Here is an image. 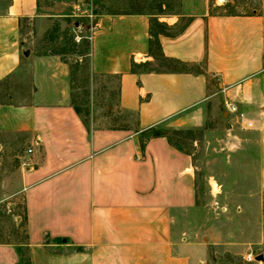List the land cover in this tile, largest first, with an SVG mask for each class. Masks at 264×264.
<instances>
[{"label": "crops", "instance_id": "obj_1", "mask_svg": "<svg viewBox=\"0 0 264 264\" xmlns=\"http://www.w3.org/2000/svg\"><path fill=\"white\" fill-rule=\"evenodd\" d=\"M44 8L42 0H11L0 15V82L32 62L20 22ZM182 17L179 31L157 34L143 13L95 19L91 72L117 77L116 111L133 114L134 126L88 127L69 101L46 102L35 90L0 106L5 146L27 145L30 264H197L206 251L179 233L196 207V167L163 128L199 126L209 102L250 136L264 184V12L216 13L210 0H181L169 26ZM154 43L185 67L151 68ZM0 247L17 264L14 247Z\"/></svg>", "mask_w": 264, "mask_h": 264}, {"label": "rangeland", "instance_id": "obj_2", "mask_svg": "<svg viewBox=\"0 0 264 264\" xmlns=\"http://www.w3.org/2000/svg\"><path fill=\"white\" fill-rule=\"evenodd\" d=\"M10 1L0 0V15L6 14ZM42 2L44 9L20 22L32 62L0 82V106L11 104L13 98H30L35 90L46 102L69 101L88 127L134 126L133 114L116 111L117 77L91 72L89 53L95 19L143 13L151 17L154 34L175 33L188 21L182 17L169 26L178 15L181 0ZM210 5L216 13L264 12V0H210ZM153 47L157 58L151 68L185 67L162 57L156 43ZM19 92L26 94H16ZM163 130L174 145L194 159L196 207L179 225V233L183 242L194 241L197 249L206 251L197 264H264V184L255 147L245 143L250 136L239 126L232 128L221 105L211 102L199 126ZM6 142L0 136V246L14 247L17 264H30L28 211L21 183L22 154L27 145L16 142L15 146L11 141L13 145L7 147ZM251 253L262 259L248 262L245 257ZM13 255L0 247L2 264H11Z\"/></svg>", "mask_w": 264, "mask_h": 264}, {"label": "built area", "instance_id": "obj_3", "mask_svg": "<svg viewBox=\"0 0 264 264\" xmlns=\"http://www.w3.org/2000/svg\"><path fill=\"white\" fill-rule=\"evenodd\" d=\"M225 108L230 112V113H237L238 112V107L234 104H231V103H226L225 104ZM248 126H252V123L249 122L248 123ZM27 153L28 154H32L33 153V148L30 147L27 149ZM245 259L248 261V262H252V261H255L256 260V256L253 255L252 253L251 254H248Z\"/></svg>", "mask_w": 264, "mask_h": 264}, {"label": "water", "instance_id": "obj_4", "mask_svg": "<svg viewBox=\"0 0 264 264\" xmlns=\"http://www.w3.org/2000/svg\"><path fill=\"white\" fill-rule=\"evenodd\" d=\"M30 54V51L28 50V51H26V55L28 56ZM262 259V257L261 256H258V257H256V260H261Z\"/></svg>", "mask_w": 264, "mask_h": 264}, {"label": "trees", "instance_id": "obj_5", "mask_svg": "<svg viewBox=\"0 0 264 264\" xmlns=\"http://www.w3.org/2000/svg\"><path fill=\"white\" fill-rule=\"evenodd\" d=\"M77 110V109H76ZM78 111V110H77ZM79 113V112H78Z\"/></svg>", "mask_w": 264, "mask_h": 264}]
</instances>
